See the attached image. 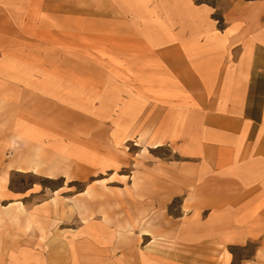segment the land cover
<instances>
[{
    "label": "crops",
    "instance_id": "obj_1",
    "mask_svg": "<svg viewBox=\"0 0 264 264\" xmlns=\"http://www.w3.org/2000/svg\"><path fill=\"white\" fill-rule=\"evenodd\" d=\"M0 264H264V0H0Z\"/></svg>",
    "mask_w": 264,
    "mask_h": 264
},
{
    "label": "rangeland",
    "instance_id": "obj_2",
    "mask_svg": "<svg viewBox=\"0 0 264 264\" xmlns=\"http://www.w3.org/2000/svg\"><path fill=\"white\" fill-rule=\"evenodd\" d=\"M196 0H194L195 2ZM198 1H202V0H198ZM210 1L211 3H214V4H219L222 0H208ZM104 177H107L106 175ZM101 179V177H94L93 180H99ZM16 184L18 187H26L28 185H30L33 181V179L29 176H26V177H22V176H17L16 179ZM89 182H85V181H74V180H62V179H57L55 181H46L45 184L46 185H49L51 187H59V186H65L67 188L70 189V194L74 195L76 193H79V192H82L84 191V189L86 188V186L88 185ZM110 186L112 185L111 183L110 184H107L106 181H102V182H96L93 184V187L95 188H99V187H105V186ZM97 191V190H96ZM96 191H91V192H88L86 195H85V198H86V201H88V207L91 208H96L97 206V198H102V196H98L96 194ZM69 194V195H70ZM81 197V196H80Z\"/></svg>",
    "mask_w": 264,
    "mask_h": 264
},
{
    "label": "trees",
    "instance_id": "obj_3",
    "mask_svg": "<svg viewBox=\"0 0 264 264\" xmlns=\"http://www.w3.org/2000/svg\"><path fill=\"white\" fill-rule=\"evenodd\" d=\"M247 1H255V0H247ZM195 3L198 4V5H201V4H207V5H210V6H213V7L216 6V4L211 3V2L208 1V0H202V1H198V0H196ZM216 17H217V16H216ZM218 21H219V23H220V25H221V24H222V23H221V22H222V19H221V18H218Z\"/></svg>",
    "mask_w": 264,
    "mask_h": 264
}]
</instances>
